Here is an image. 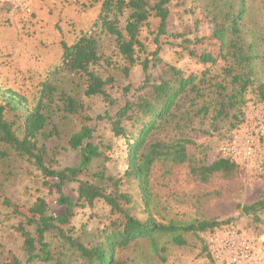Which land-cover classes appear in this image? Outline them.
<instances>
[{"label":"trees","instance_id":"trees-1","mask_svg":"<svg viewBox=\"0 0 264 264\" xmlns=\"http://www.w3.org/2000/svg\"><path fill=\"white\" fill-rule=\"evenodd\" d=\"M172 3L174 0H100L99 14L90 29L70 45L60 42L61 62L33 99L0 87V161L25 163L41 177L42 186L48 185L49 178L55 179L57 204L64 208L60 215H52L42 197L25 210L2 198L9 216L17 219L14 230L23 252L22 257L9 252L6 264H117V251L139 240L155 244L168 236L170 243L184 246V234H210L230 225L215 220L157 222L151 210L150 175L157 162H189L187 146L193 142L186 134L196 120L208 121L212 131L220 124L234 129L243 120L244 97L249 91L264 103V82L257 83L253 67L261 58L258 37L251 34V25L247 33L244 23L247 0H192L189 14L200 10L211 24L206 38L198 35L197 20L189 33L170 31ZM106 38L113 42L122 65L113 66L101 51L100 42ZM213 42L215 55L208 49ZM166 49L174 50L179 60L194 62L196 71L165 62ZM111 67L125 82L116 88L117 97L110 93L116 87V78L108 72ZM133 69L142 73L135 86L130 80ZM60 80H69L72 89L60 88ZM74 82L79 83L83 98H97L104 105L96 121L105 122L112 137L123 142L122 175L106 174L104 164L110 161L112 142L105 141L93 126ZM55 115L76 123L63 147L48 145L59 137L52 121ZM67 149L79 152V162L57 170V157ZM95 160L101 162L99 170L89 174ZM237 171V164L228 158L190 166L191 174L201 181L214 174L231 178ZM88 174L92 180L79 179ZM72 182L78 184L75 202L63 194L64 186ZM124 186L136 191L141 205L137 214L144 218L135 213L137 201ZM96 202L109 208V223L98 230L94 243L86 242L83 235H72L70 225L76 209L92 208ZM263 205L257 201L238 209L252 214ZM204 246L211 259L206 242Z\"/></svg>","mask_w":264,"mask_h":264},{"label":"rangeland","instance_id":"rangeland-1","mask_svg":"<svg viewBox=\"0 0 264 264\" xmlns=\"http://www.w3.org/2000/svg\"><path fill=\"white\" fill-rule=\"evenodd\" d=\"M246 4L249 10L244 23L247 33L251 25V34L258 37V54L261 56L253 62L255 78L257 83L264 82V0H247ZM192 6V0H174L170 6V31L189 33L197 20L198 35L209 37L212 28L210 22L200 10L189 14ZM99 11L100 0H0V87L19 91L29 100L33 99L39 92L40 84L61 62L60 42L68 45L74 43L80 33L90 29ZM213 44L209 48L207 44L205 46L215 55L216 42ZM100 49L113 66L122 65L109 38L100 42ZM173 51L165 50V62L196 71L194 62L189 63L186 58L179 60ZM108 72L116 78V87L110 89V93L117 97L116 88L125 83L124 78L112 67ZM130 80L134 86L142 80L139 69L131 71ZM74 84L78 86L79 83ZM59 86L68 91L73 87L69 80H60ZM75 92L87 105L92 124L98 128L101 137L112 142L113 152L108 153L110 161L104 164L106 174L122 175L125 170L123 142L112 137L105 122L96 121V117L104 112V105L97 98H83L79 86L75 87ZM244 100L243 120L234 129H229L228 124H220L217 131H212L208 121H195L193 129L186 134L193 142L187 146L189 162L182 165L155 163L150 175L151 210L155 220L163 224L170 221L179 224L208 220L229 222L228 226L236 228L264 251V205L252 214H243L238 209V206L264 202V103H259L251 91ZM52 121L58 128L59 137L49 140L48 145L63 147L66 137L75 130L76 123L72 119H59L56 115ZM246 135L253 137L256 148L254 159H245L241 154L235 158L222 155L220 148L224 144H229L230 149L237 147L240 152V144ZM217 158H228L235 162L237 174L231 178L214 174L206 181L191 174L190 166L210 163ZM78 162L79 152L67 149L59 153L56 169L75 167ZM100 164L93 161L89 174L99 170ZM89 174L81 175L79 179L92 180ZM47 182V186H42L41 177L25 163L0 161V264H6L9 252L18 257L23 255L21 239L14 230L17 219L9 216V210L2 205V198H8L25 210L37 197H42L49 207V213L60 215L64 208L57 204V181L49 178ZM77 186L72 182L63 188V194L73 202L77 199ZM123 189L137 201V214L141 205L136 191L128 186ZM137 216L145 217L141 214ZM108 220L109 208L102 202H96L92 208H78L70 225L72 235H83L86 242L94 243L98 230L102 225H107ZM211 234H184V246L170 243L168 236L158 239L155 244L148 239L139 240L117 251V264H213L204 246L206 242L207 248ZM57 242L54 241L53 245ZM155 248L158 252H155Z\"/></svg>","mask_w":264,"mask_h":264},{"label":"built area","instance_id":"built-area-1","mask_svg":"<svg viewBox=\"0 0 264 264\" xmlns=\"http://www.w3.org/2000/svg\"><path fill=\"white\" fill-rule=\"evenodd\" d=\"M240 148L238 152L237 147L230 149L229 144H224L220 151L222 155L232 158L240 154L245 159L255 158L256 148L251 135L243 138ZM207 248L213 264H264V251L233 226L212 233Z\"/></svg>","mask_w":264,"mask_h":264}]
</instances>
